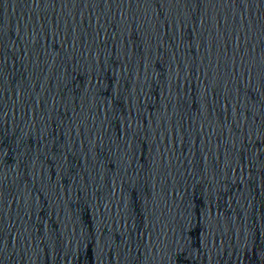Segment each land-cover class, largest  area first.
Returning a JSON list of instances; mask_svg holds the SVG:
<instances>
[{"label":"water","instance_id":"1","mask_svg":"<svg viewBox=\"0 0 264 264\" xmlns=\"http://www.w3.org/2000/svg\"><path fill=\"white\" fill-rule=\"evenodd\" d=\"M0 264H264V0H0Z\"/></svg>","mask_w":264,"mask_h":264}]
</instances>
